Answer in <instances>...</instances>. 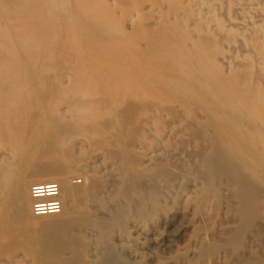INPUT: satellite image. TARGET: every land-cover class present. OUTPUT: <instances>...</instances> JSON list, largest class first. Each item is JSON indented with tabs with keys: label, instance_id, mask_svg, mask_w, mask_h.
<instances>
[{
	"label": "bare ground",
	"instance_id": "6f19581e",
	"mask_svg": "<svg viewBox=\"0 0 264 264\" xmlns=\"http://www.w3.org/2000/svg\"><path fill=\"white\" fill-rule=\"evenodd\" d=\"M222 200L210 238L264 220V0H0V264L155 261L188 208L172 260L229 264Z\"/></svg>",
	"mask_w": 264,
	"mask_h": 264
},
{
	"label": "rangeland",
	"instance_id": "374dc122",
	"mask_svg": "<svg viewBox=\"0 0 264 264\" xmlns=\"http://www.w3.org/2000/svg\"><path fill=\"white\" fill-rule=\"evenodd\" d=\"M56 31L59 36L56 34L55 37L52 39L51 43L54 44L55 42L56 44L59 45L60 42H62L63 40H65L64 38H66L67 41L65 43L68 44L67 42L69 40V35L65 33L63 28L60 29V27H57ZM61 34H63V36L65 34L66 36V37L62 36L63 40H61L62 37L60 38ZM57 37L60 38V41H57L59 40V38ZM56 44L54 45V47L56 46ZM51 46L53 45L51 44ZM68 165H70V162L67 163V166ZM71 166H72L71 170L74 169L72 164L70 165V167ZM80 173L81 171L79 169L77 171L75 169L73 170V174H71L73 180H75V178H79L80 181L82 180L81 183L75 182V184L76 185L78 184L77 186L79 187H81L80 184L83 183V175L82 173L81 174ZM80 175H82V178ZM231 203L232 202L229 200V204ZM226 209H227V203L224 200H222L217 205L216 209L213 212L214 219L212 220L213 222H211L213 225H210V223L208 222L199 223L206 238L209 239V241L211 242L210 255L214 256L217 252L223 253V256L225 257L226 262L228 261L232 262L229 264H236L235 259L239 261V263L237 264H264V220L261 221L260 219L256 218V220L252 221L253 222L252 226L250 225L251 222L249 225L246 224L247 228L245 227V225L243 226L245 228H242V226H238V230H241L239 231V233L241 232L242 235L240 234V236H237V238L235 237L237 234L235 235L233 232L231 233V232H225V231L222 232L220 236L210 238L212 234L209 231V228L210 227L212 228V226H218L220 224H222V226L225 225L227 228H232L235 226V221H234V217L232 214L227 215V218H225ZM192 218H193L192 212L190 208H188L186 213L178 215L176 218H174L172 222H169L165 226L166 230L162 238L163 240L160 241L159 247H155L153 249L156 255L155 261H149V260L143 259L138 262V260H132L131 261L132 264L134 263L133 261H136L137 264H149L150 262H154V264H176L175 261H173L172 259H174L177 256L178 250L185 247L186 244L189 242L190 238L197 232L196 223H198V221L196 219L193 220ZM40 219H42L43 222H46L45 219L47 218L43 217ZM255 221H256V224H254ZM41 228L42 227L37 229L38 232L36 230L37 234L45 231V230L40 231ZM48 231L49 230H47L46 232ZM56 233L58 234L57 231L54 234ZM231 234H233V236L235 235L234 237L236 240H239V239L240 240L236 242V240L233 239L235 243L229 240L231 237H233ZM254 240L256 241L257 244L255 245L254 249H251L253 248L251 246V243L254 242ZM63 247H64V241L56 244V249L63 248ZM126 261L122 262V264H130V262L127 263ZM199 261L200 260L195 261V262H190V264H199ZM136 262L134 264H136ZM208 262L209 264H213L211 263L210 259H208Z\"/></svg>",
	"mask_w": 264,
	"mask_h": 264
},
{
	"label": "built area",
	"instance_id": "2783aa9c",
	"mask_svg": "<svg viewBox=\"0 0 264 264\" xmlns=\"http://www.w3.org/2000/svg\"><path fill=\"white\" fill-rule=\"evenodd\" d=\"M79 182V178H75ZM59 186L56 181L48 183H32L29 186V195L32 198L31 211L34 214L56 213L59 209Z\"/></svg>",
	"mask_w": 264,
	"mask_h": 264
}]
</instances>
